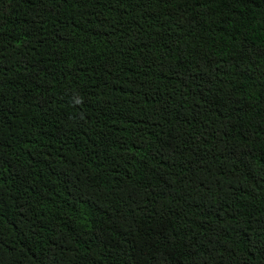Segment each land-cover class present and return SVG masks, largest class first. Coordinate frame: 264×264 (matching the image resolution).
Listing matches in <instances>:
<instances>
[{
	"label": "trees",
	"instance_id": "16d2710c",
	"mask_svg": "<svg viewBox=\"0 0 264 264\" xmlns=\"http://www.w3.org/2000/svg\"><path fill=\"white\" fill-rule=\"evenodd\" d=\"M0 264H264V0H0Z\"/></svg>",
	"mask_w": 264,
	"mask_h": 264
}]
</instances>
